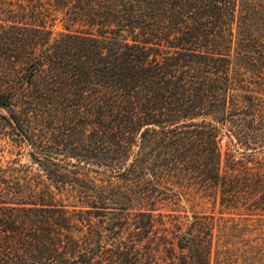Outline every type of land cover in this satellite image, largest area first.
Wrapping results in <instances>:
<instances>
[{
	"label": "trees",
	"instance_id": "1",
	"mask_svg": "<svg viewBox=\"0 0 264 264\" xmlns=\"http://www.w3.org/2000/svg\"><path fill=\"white\" fill-rule=\"evenodd\" d=\"M262 63L264 0H0V137L38 169L0 160V264H264Z\"/></svg>",
	"mask_w": 264,
	"mask_h": 264
},
{
	"label": "rangeland",
	"instance_id": "2",
	"mask_svg": "<svg viewBox=\"0 0 264 264\" xmlns=\"http://www.w3.org/2000/svg\"><path fill=\"white\" fill-rule=\"evenodd\" d=\"M51 22H48V24H50ZM52 28V30L56 33L60 30H62V26L60 22L55 21L54 23H52V25L50 26ZM264 65V63H262ZM262 72V76L264 78V69L261 70ZM252 76L248 79H250V81H254L257 79L256 75L251 74ZM251 89H253V91H262V89H259L257 86H255L254 84L251 85ZM264 93V91H262ZM238 95H241L243 93V90H237ZM259 93V92H256ZM261 94V93H259ZM264 96V94H261ZM242 104L246 103L245 100H241ZM0 112L5 113V110L0 109ZM252 113H253V107L249 106V107H245L244 109H240L237 112H232L231 111V105H230V101H227V107H226V111H225V124H224V129H223V134L221 135V147H222V152H223V167L226 168L227 171H231L228 167L233 168L232 165L230 163V159L233 160V162L238 161L239 159L242 160L243 158V148H241V144H239V140H238V136L240 135V128L242 127L240 123H242L243 121H249L252 117ZM244 127V126H243ZM242 127V128H243ZM235 150H238L239 152H235ZM249 151L251 152L252 149H249ZM257 154V153H255ZM12 158H17L21 163L25 164V165H29L30 168L33 171H37V165L34 164L28 154V147H26V145L24 144H20V145H15V144H11L9 142H7L6 139H2L0 137V160L1 162L5 163V161L12 159ZM227 160V165L228 167H225V162ZM242 163V162H241ZM249 166H254V164L247 162ZM237 165H235L234 167H236ZM238 167V166H237ZM240 167V166H239ZM204 203L198 207V211H202L205 213L210 212L211 210L214 209L215 212L218 211V206H215V208H213V203L211 200H207L204 199ZM183 207L187 210L191 209L189 207L188 204H185L184 202H182ZM241 215L243 217H257L253 214H249L251 212H248L246 210H241L240 211ZM264 213V212H263ZM240 215V216H241ZM251 222V221H250ZM256 224V222H255ZM255 227V226H254ZM257 228V227H255Z\"/></svg>",
	"mask_w": 264,
	"mask_h": 264
}]
</instances>
